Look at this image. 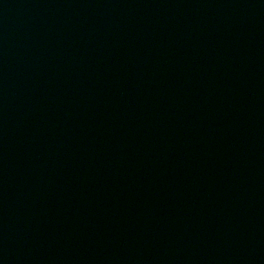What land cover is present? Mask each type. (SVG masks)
<instances>
[{"label":"water","instance_id":"95a60500","mask_svg":"<svg viewBox=\"0 0 264 264\" xmlns=\"http://www.w3.org/2000/svg\"><path fill=\"white\" fill-rule=\"evenodd\" d=\"M0 264H264V0H0Z\"/></svg>","mask_w":264,"mask_h":264}]
</instances>
